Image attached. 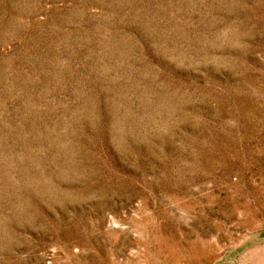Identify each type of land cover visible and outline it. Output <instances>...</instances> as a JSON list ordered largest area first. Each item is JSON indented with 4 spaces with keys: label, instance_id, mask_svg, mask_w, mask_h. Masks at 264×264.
<instances>
[{
    "label": "rangeland",
    "instance_id": "rangeland-1",
    "mask_svg": "<svg viewBox=\"0 0 264 264\" xmlns=\"http://www.w3.org/2000/svg\"><path fill=\"white\" fill-rule=\"evenodd\" d=\"M0 264H264V0H0Z\"/></svg>",
    "mask_w": 264,
    "mask_h": 264
}]
</instances>
